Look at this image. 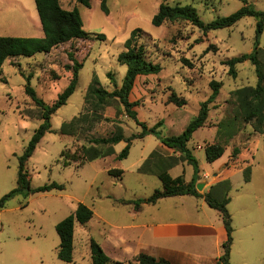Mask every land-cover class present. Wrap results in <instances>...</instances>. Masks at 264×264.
Listing matches in <instances>:
<instances>
[{
	"label": "rangeland",
	"instance_id": "374dc122",
	"mask_svg": "<svg viewBox=\"0 0 264 264\" xmlns=\"http://www.w3.org/2000/svg\"><path fill=\"white\" fill-rule=\"evenodd\" d=\"M61 1L68 10L79 9L84 29L93 35L62 43L48 53L11 56L0 68V198L17 187L20 156L43 122L41 108L26 93V84L30 81L46 103H53L70 83L73 61L69 54L73 53L83 63L77 88L67 103L52 115V130L41 139L26 164L32 187L58 182L64 189L18 193L0 209V264H92L90 239L102 241L110 228L100 219L90 221L88 242L80 241L85 238L84 225L76 220L74 259L68 263L58 257L60 238L56 225L73 214L79 203L95 209L108 222L120 221L126 207L114 204V200L146 198L156 189H162L163 182L156 173L168 167L167 163L185 161L168 171L172 176L191 177L193 166L180 152L163 149L153 134L133 140L128 156L123 159L117 158L126 145L121 141L113 145L114 153L110 155L85 160L82 164L81 160H73L68 165L63 162L72 154L83 157L82 147L95 145L90 141L93 137L110 136L119 129L126 136L142 131L143 127L126 115L118 100L101 104L93 94L88 95L94 79L109 91L116 87L115 83L122 84L127 67L118 61V55L135 28L147 32L142 42L148 58L163 66L159 74L140 75L136 79L130 99L138 102L135 107L138 119L148 127L161 121L158 130L162 135H177L212 93L210 82H221L217 98L209 104L205 126L194 132L188 147L202 171L209 172L204 177L207 181L220 177V181H230L227 207L236 220L237 211L246 207L255 210V221H263L264 132L255 131L253 122L242 119L233 95L237 88L255 86L258 75L249 60L235 65L236 76L230 74L226 63L233 56L255 50L257 18L245 16L231 27L207 33L186 20L168 21L161 26L152 23L162 1L192 5L205 23L234 13L244 2L108 0L110 12L106 14L100 0H92L90 7L77 0ZM248 2L257 10H264V0ZM94 34H105L106 39H98ZM0 36H43L35 0H0ZM259 41L258 57L264 72V27ZM182 58L189 59L193 66L184 65ZM172 92L185 98L187 103L177 106L170 102ZM64 123L68 132L63 131ZM215 142L226 149L220 158L209 162L205 146ZM98 148L105 151L107 146ZM235 148L238 152H234ZM143 165L145 171L140 170ZM247 166L251 169L248 179L244 173ZM111 168L123 169L124 173L110 174ZM176 202L169 201L163 207ZM254 238L263 242L259 232H255ZM235 254L239 257L238 250ZM253 257L264 264V250L255 249Z\"/></svg>",
	"mask_w": 264,
	"mask_h": 264
},
{
	"label": "trees",
	"instance_id": "16d2710c",
	"mask_svg": "<svg viewBox=\"0 0 264 264\" xmlns=\"http://www.w3.org/2000/svg\"><path fill=\"white\" fill-rule=\"evenodd\" d=\"M92 0H77L79 4L85 7L91 6ZM244 5L234 13L216 18L208 23H205L197 13V10L192 5H171L168 2L162 1L157 13L152 18V23L155 26H161L168 21L186 20L193 25L200 28L204 33L211 30L231 27L245 16H255L258 20L256 29V48L250 53H243L238 56H233L227 60L230 74L236 76L235 65L244 61H251L256 67L258 81L255 86L246 85L234 90L233 95L236 97L240 109V116L246 123L253 122L254 130L262 133L264 132V72L262 70L261 62L258 57L260 48V35L264 27V10H257L248 0H242ZM36 7L39 13V18L43 28V36L40 37H23V36H0V68L7 58L11 56H33L37 53H48L53 48L62 43L69 42L76 38H88L93 34L84 29V22L81 13L77 7L73 10H68L62 6L61 0H35ZM102 10L109 14L110 9L108 0H100ZM146 31L142 28H135L129 34V37L124 42V49L118 55V61L126 65L127 71L120 86L115 83V88L111 91L99 85L97 79L90 84L88 95L93 94L102 104L109 100H118L123 106L127 116L134 120L143 129L140 133L132 134L130 136L124 135L122 129L112 133L110 136L93 137L90 139L91 145L89 147H82V156L72 154L71 157L65 158L63 161L65 165L70 164L73 160L80 161L82 164L85 160H93L99 156L110 155L114 153L113 145L124 141L126 145L122 151L117 155L118 159L126 158L129 154L133 140L136 138H143L146 135H155L164 145L178 151L189 164L193 166V175L189 182L185 181L183 175L173 177L168 169L173 164L162 169L158 173V177L163 182L162 189H156L149 197L138 198L135 200L118 199L117 202L122 204H131L135 209H140L143 204H154L164 197L175 195H193L196 197H204L208 205L215 208L222 216L224 226L227 231V240L223 243V253L220 256L217 264H229V257L231 252V245L233 242V225L232 216L227 207L230 202L228 190L230 188V181L223 180L214 184L210 191L202 194L197 189V184L200 179V166L198 159L194 156L192 150L188 147V142L191 140L195 131L205 126L209 115V104L215 101L219 94L221 82L212 80L210 86L212 93L210 96L201 102L198 114L192 118L185 129L177 134L171 136H164L158 130L162 122L156 123L152 127H148L145 122L138 119V112L135 107L138 105L137 101L130 99L131 92L135 86V82L140 75L159 74L163 66L159 62H154L148 58L146 45L142 42ZM96 38L105 40V34H94ZM73 61L72 77L69 85L59 94L58 98L51 104L46 103L32 87L30 81L25 86L26 93L31 96L35 104L41 108V118L43 122L35 130L26 146L23 154L20 156V168L17 181V187L0 198V209L5 207L7 201L15 197L18 193L25 192H47L54 189H64V185L58 182L46 183L38 187H32L28 178L29 173L26 169V164L29 158L33 155L37 145L45 134L52 130L51 117L64 104L67 103L69 97L75 92L78 84L79 70L83 63L79 62L73 55L69 54ZM184 65L192 67L193 64L187 58H182ZM110 76V73H109ZM111 77V76H110ZM30 80V78H29ZM170 102L177 106H183L187 103L185 98H180L175 92L170 95ZM63 124V131L65 126ZM68 132V131H65ZM231 135H234L233 133ZM107 146L105 151H101L98 146ZM225 146L221 143H210L205 146L206 159L213 162L220 158L225 152ZM238 152V148L234 149ZM64 156V155H63ZM178 163V162H174ZM145 165L140 167L141 171H145ZM110 174L120 176L124 173L123 169L112 168L108 171ZM245 177L249 178L251 169L249 166L245 168ZM223 189V191H222ZM93 209L85 203H79L73 214L68 215L56 225V230L60 238L58 246V257L62 261L72 262L74 259V235H75V221L85 225L93 217ZM90 250L92 264H125L124 262L115 261L111 259L104 251L101 244L94 238L90 239ZM127 264H175L164 258H156L154 256L140 253L136 255Z\"/></svg>",
	"mask_w": 264,
	"mask_h": 264
},
{
	"label": "crops",
	"instance_id": "0c3cea01",
	"mask_svg": "<svg viewBox=\"0 0 264 264\" xmlns=\"http://www.w3.org/2000/svg\"><path fill=\"white\" fill-rule=\"evenodd\" d=\"M159 145L163 149H170L162 142ZM167 164L170 166L171 163ZM172 164L168 170L185 164V161ZM208 174V171H202L200 168L203 178H200L198 183L202 184V190H199L202 194L209 192L215 183L222 180L220 177L207 181L204 177ZM192 175L189 179L184 177L185 181L189 182ZM118 199L123 198H116L114 204L126 207L122 211L123 218L120 221L108 222L92 208L94 214L91 220L100 219L103 224L110 226L103 240L97 241L111 259L126 264L136 255L145 253L175 264H217L223 253V243L227 240V231L221 214L214 212L204 197L189 194L164 197L154 204H143L140 209H135L131 204L116 202ZM169 201L177 202L173 206L163 207ZM254 211L241 207L237 211V220L235 215L231 214L234 231L229 264L260 263L253 256L255 249L264 250V220L255 221ZM90 221L84 225L85 238L80 241L85 239L88 242ZM255 232L262 234L263 242L255 241ZM76 237L75 229L74 252L77 246ZM236 250L239 257L235 256Z\"/></svg>",
	"mask_w": 264,
	"mask_h": 264
},
{
	"label": "water",
	"instance_id": "95a60500",
	"mask_svg": "<svg viewBox=\"0 0 264 264\" xmlns=\"http://www.w3.org/2000/svg\"><path fill=\"white\" fill-rule=\"evenodd\" d=\"M197 188L200 190V189H202V184L201 183H198L197 184Z\"/></svg>",
	"mask_w": 264,
	"mask_h": 264
}]
</instances>
